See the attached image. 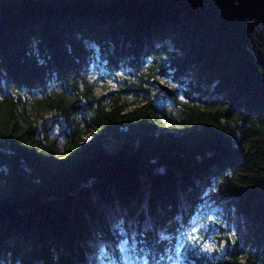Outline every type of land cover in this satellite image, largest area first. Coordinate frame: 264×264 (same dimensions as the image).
<instances>
[{
	"label": "trees",
	"instance_id": "16d2710c",
	"mask_svg": "<svg viewBox=\"0 0 264 264\" xmlns=\"http://www.w3.org/2000/svg\"><path fill=\"white\" fill-rule=\"evenodd\" d=\"M0 97V264H264V3L0 0Z\"/></svg>",
	"mask_w": 264,
	"mask_h": 264
},
{
	"label": "snow or ice",
	"instance_id": "6c2138e0",
	"mask_svg": "<svg viewBox=\"0 0 264 264\" xmlns=\"http://www.w3.org/2000/svg\"><path fill=\"white\" fill-rule=\"evenodd\" d=\"M209 219H211V217H209ZM114 236L117 237L115 242L102 240L100 253L94 258L98 264H117V260L122 261L123 264H149L147 253L144 252V249H138L137 247L138 243H144V241H136L135 237L129 238L122 228L118 233H115ZM168 239L169 237L167 235L160 233L156 244ZM189 239H195V237H189ZM205 248L210 251L211 245L206 244ZM161 259H164V257L161 256ZM168 259L171 260L172 257L168 256ZM156 264H158V262H156Z\"/></svg>",
	"mask_w": 264,
	"mask_h": 264
},
{
	"label": "water",
	"instance_id": "95a60500",
	"mask_svg": "<svg viewBox=\"0 0 264 264\" xmlns=\"http://www.w3.org/2000/svg\"><path fill=\"white\" fill-rule=\"evenodd\" d=\"M218 6L235 19L254 15L264 3V0H215ZM160 89L168 96L172 95L171 89L162 83H159Z\"/></svg>",
	"mask_w": 264,
	"mask_h": 264
},
{
	"label": "rangeland",
	"instance_id": "374dc122",
	"mask_svg": "<svg viewBox=\"0 0 264 264\" xmlns=\"http://www.w3.org/2000/svg\"><path fill=\"white\" fill-rule=\"evenodd\" d=\"M116 81H120V78L119 77H117L116 78ZM107 86L108 88H112V86L113 85H115V80H111V81H107V82H104V83H100L99 82V89H100V87L101 86ZM106 88V87H105ZM154 93H155V95H157L158 96V98H157V102H159V100H161V98H160V94H158L157 92H156V90L155 91H153ZM169 100H167L166 101V104H169ZM49 121H50V119H48V120H46V123H49ZM55 124V123H54ZM51 133H52V135H55L56 137H61L60 136V133L58 132V129H57V127H56V125H52L51 126V131H50ZM216 210H217V215H218V218L217 219H219L220 221H223V223H225V224H227V222H226V220L223 218V206L222 205H218L217 207H216ZM217 217V216H216ZM233 222H236V218L234 217V219H233ZM213 236V235H212ZM216 243H217V241L214 239V240H212V241H210V238H208V239H206L205 240V245L207 244V245H211V249H212V247H216V248H218V249H220L221 248V243L220 244H217L216 245ZM205 245H204V249H206L205 248ZM207 250V249H206ZM208 252H210L209 250H207Z\"/></svg>",
	"mask_w": 264,
	"mask_h": 264
}]
</instances>
